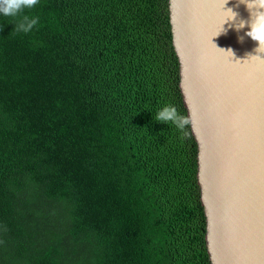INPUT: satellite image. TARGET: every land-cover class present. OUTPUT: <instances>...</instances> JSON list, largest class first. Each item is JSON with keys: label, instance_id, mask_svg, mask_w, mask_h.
<instances>
[{"label": "trees", "instance_id": "16d2710c", "mask_svg": "<svg viewBox=\"0 0 264 264\" xmlns=\"http://www.w3.org/2000/svg\"><path fill=\"white\" fill-rule=\"evenodd\" d=\"M136 0L0 14V264H185L154 152Z\"/></svg>", "mask_w": 264, "mask_h": 264}, {"label": "water", "instance_id": "95a60500", "mask_svg": "<svg viewBox=\"0 0 264 264\" xmlns=\"http://www.w3.org/2000/svg\"><path fill=\"white\" fill-rule=\"evenodd\" d=\"M237 5H224L238 16L222 25L223 0L135 2L154 152L185 264H264V53L239 42L247 25L230 27L251 19ZM165 106L189 119L183 131L153 119Z\"/></svg>", "mask_w": 264, "mask_h": 264}, {"label": "clouds", "instance_id": "9594fccd", "mask_svg": "<svg viewBox=\"0 0 264 264\" xmlns=\"http://www.w3.org/2000/svg\"><path fill=\"white\" fill-rule=\"evenodd\" d=\"M39 3V0H0V14L5 17H21L18 23L14 24L13 30L17 33L27 34L30 32L39 22L38 17H29L27 15H22L25 9H32ZM228 3V0H223V10L227 13H230L228 17L224 20L222 25L227 21H233L237 18L238 13L234 12L231 8L224 9V5ZM239 4H245L246 8L251 12V19L249 21L240 20L230 27H234L237 32L244 29L247 25L249 28L244 35L239 36V42L243 43L245 37L252 39L253 41L258 42V47L255 49L257 53H264V11H253L254 9H264V0H238ZM237 5V6H238ZM220 27V30L213 36H218L222 32H225L226 29ZM226 53H229L231 57L233 52L231 49L223 50ZM157 122L165 124H173L175 127L183 131L186 126L190 123L188 118L180 117L174 107L165 106L163 109L158 111V113L153 117ZM187 136V132L184 133Z\"/></svg>", "mask_w": 264, "mask_h": 264}]
</instances>
